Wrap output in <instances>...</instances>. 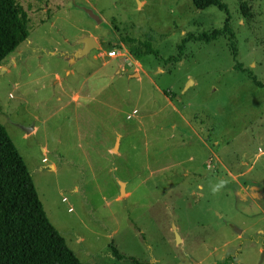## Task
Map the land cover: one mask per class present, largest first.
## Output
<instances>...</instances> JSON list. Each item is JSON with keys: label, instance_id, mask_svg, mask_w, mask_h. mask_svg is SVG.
I'll return each instance as SVG.
<instances>
[{"label": "rangeland", "instance_id": "374dc122", "mask_svg": "<svg viewBox=\"0 0 264 264\" xmlns=\"http://www.w3.org/2000/svg\"><path fill=\"white\" fill-rule=\"evenodd\" d=\"M221 1L15 0L0 122L81 264H264V0Z\"/></svg>", "mask_w": 264, "mask_h": 264}, {"label": "trees", "instance_id": "16d2710c", "mask_svg": "<svg viewBox=\"0 0 264 264\" xmlns=\"http://www.w3.org/2000/svg\"><path fill=\"white\" fill-rule=\"evenodd\" d=\"M191 2L199 10L208 6L226 10L221 0ZM19 9L15 0H0V64L28 37L27 21L20 15ZM212 35L216 36L217 31ZM197 39L209 40L210 36L202 33ZM186 41L187 38L182 39L180 51ZM138 45L129 49L135 57L147 53L157 54L148 40L141 42V46ZM231 48L235 52L233 42ZM249 76L258 86H264V82L257 81L251 74ZM111 248L114 257H124L114 246ZM131 261L140 264L135 258H131ZM0 264H81L46 216L30 171L1 122Z\"/></svg>", "mask_w": 264, "mask_h": 264}, {"label": "water", "instance_id": "95a60500", "mask_svg": "<svg viewBox=\"0 0 264 264\" xmlns=\"http://www.w3.org/2000/svg\"><path fill=\"white\" fill-rule=\"evenodd\" d=\"M96 17V16H95ZM97 18V17H96ZM79 42H81L82 46L80 48H78L77 50V55L78 56H83V55H86L93 46H97V41L96 39L93 37V36H82L81 38L78 39ZM191 79H188L187 82L185 83L184 85V88L189 84ZM31 130H32V127H31ZM120 183V193H123L124 192V188H123V184H125L124 182L122 181H119ZM236 232H240L241 229H238L236 228L235 229Z\"/></svg>", "mask_w": 264, "mask_h": 264}, {"label": "clouds", "instance_id": "9594fccd", "mask_svg": "<svg viewBox=\"0 0 264 264\" xmlns=\"http://www.w3.org/2000/svg\"><path fill=\"white\" fill-rule=\"evenodd\" d=\"M227 183V181L221 180L218 184L212 186L211 191L213 194H216L218 191H220L221 188L224 187V185Z\"/></svg>", "mask_w": 264, "mask_h": 264}, {"label": "built area", "instance_id": "2783aa9c", "mask_svg": "<svg viewBox=\"0 0 264 264\" xmlns=\"http://www.w3.org/2000/svg\"><path fill=\"white\" fill-rule=\"evenodd\" d=\"M120 54H121V52H120L119 50H114V49L109 50V51L107 52V55H108V56H113V57H115V56H117V55H120Z\"/></svg>", "mask_w": 264, "mask_h": 264}, {"label": "bare ground", "instance_id": "6f19581e", "mask_svg": "<svg viewBox=\"0 0 264 264\" xmlns=\"http://www.w3.org/2000/svg\"><path fill=\"white\" fill-rule=\"evenodd\" d=\"M192 82V79L190 80V82L189 83H191ZM114 150H116V146L114 147ZM124 185V184H123Z\"/></svg>", "mask_w": 264, "mask_h": 264}]
</instances>
